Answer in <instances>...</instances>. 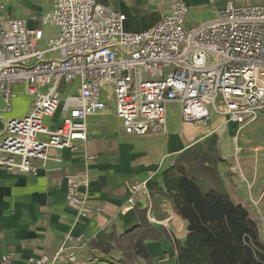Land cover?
<instances>
[{"label":"built area","instance_id":"obj_1","mask_svg":"<svg viewBox=\"0 0 264 264\" xmlns=\"http://www.w3.org/2000/svg\"><path fill=\"white\" fill-rule=\"evenodd\" d=\"M42 25L58 32L43 40L41 28L24 19L0 21V94L6 106L19 86L30 98L28 112L6 119L0 130V169L34 175L51 150H84L88 121L113 109L121 130L144 136L167 131L168 106L178 105L181 121L223 129L264 123V7L228 1L215 15L194 26L187 5L170 3L153 27L131 33L125 15L96 0H51ZM1 10V5H0ZM73 88L75 92L71 93ZM60 116L49 127L45 120ZM66 179L67 204L75 220L85 217L90 171ZM149 198L146 182H134L126 208ZM88 240L66 235L51 254L26 264H92ZM9 261V256H3Z\"/></svg>","mask_w":264,"mask_h":264},{"label":"crops","instance_id":"obj_2","mask_svg":"<svg viewBox=\"0 0 264 264\" xmlns=\"http://www.w3.org/2000/svg\"><path fill=\"white\" fill-rule=\"evenodd\" d=\"M174 1L96 0L124 14L123 29L131 33L156 25ZM180 1L188 7L190 26L212 18L228 1L264 7V0ZM0 5V21L24 19L29 28H41V45L58 32L53 25L41 24V17L52 8L51 0H0ZM14 92L8 107L0 94V130L6 119L20 118L30 108L22 88L16 86ZM174 107L176 117L170 115ZM167 114L165 133L134 136L121 130L109 107L89 118L84 150H51L34 175L0 169V264H26L32 257L51 254L68 234L87 238L92 264H176L173 240L185 239L187 222L163 183L164 171L173 165L181 166L201 191L226 194L246 208L264 241V123L258 120L240 131L232 124L219 129L221 119L216 118L189 126L181 121L175 103ZM45 122L54 128L60 116ZM189 130L196 131L188 136ZM85 154L95 160L87 164L86 215L75 220L67 204L66 179L83 172ZM134 182H146L149 198H139L128 209L126 199ZM136 242L144 245L147 256L137 252ZM3 256L10 260L3 261Z\"/></svg>","mask_w":264,"mask_h":264},{"label":"trees","instance_id":"obj_3","mask_svg":"<svg viewBox=\"0 0 264 264\" xmlns=\"http://www.w3.org/2000/svg\"><path fill=\"white\" fill-rule=\"evenodd\" d=\"M163 183L187 222L185 239L173 240L176 264H264V241L246 208L226 194L201 191L178 165L164 171ZM136 243L137 252L147 256Z\"/></svg>","mask_w":264,"mask_h":264},{"label":"rangeland","instance_id":"obj_4","mask_svg":"<svg viewBox=\"0 0 264 264\" xmlns=\"http://www.w3.org/2000/svg\"><path fill=\"white\" fill-rule=\"evenodd\" d=\"M170 115L172 117H176L177 116V108L176 107H174V108L171 109ZM185 125H189V124H185ZM189 126H191V125H189ZM195 131L189 130V131H187V135L188 136H192V134H194Z\"/></svg>","mask_w":264,"mask_h":264}]
</instances>
